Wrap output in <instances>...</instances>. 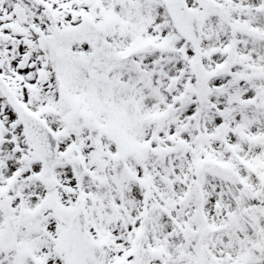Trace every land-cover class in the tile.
I'll use <instances>...</instances> for the list:
<instances>
[{"label":"snow or ice","instance_id":"1","mask_svg":"<svg viewBox=\"0 0 264 264\" xmlns=\"http://www.w3.org/2000/svg\"><path fill=\"white\" fill-rule=\"evenodd\" d=\"M0 264H264V0H0Z\"/></svg>","mask_w":264,"mask_h":264}]
</instances>
